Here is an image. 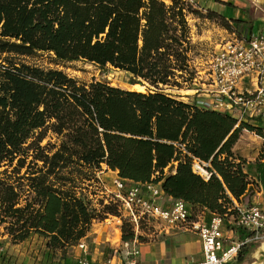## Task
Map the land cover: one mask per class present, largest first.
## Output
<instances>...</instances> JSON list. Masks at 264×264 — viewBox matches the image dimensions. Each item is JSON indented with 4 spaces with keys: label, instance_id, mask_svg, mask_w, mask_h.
<instances>
[{
    "label": "trees",
    "instance_id": "1",
    "mask_svg": "<svg viewBox=\"0 0 264 264\" xmlns=\"http://www.w3.org/2000/svg\"><path fill=\"white\" fill-rule=\"evenodd\" d=\"M188 15L215 18L237 36L251 34L252 16L232 26L188 0H0V233L18 242L33 231L48 237L50 249H62L76 244L92 221L120 215L117 204L103 200L97 210L83 192L101 163L124 180L154 175L165 194L219 213L231 204L226 189L236 198L246 191L231 146L242 129L260 134L262 126L165 92L182 88L177 76L188 73ZM38 53L55 65L81 61L124 71L132 88L80 80L27 60ZM188 75L184 82L192 81ZM145 83L146 93L133 90ZM49 131L59 140L50 150L41 144ZM191 156L210 162L207 180L192 172ZM171 161L176 171L164 175ZM23 179L34 195L20 204ZM237 231L240 239L251 234ZM121 233L124 241L142 240L129 219ZM255 246L244 242L236 262Z\"/></svg>",
    "mask_w": 264,
    "mask_h": 264
},
{
    "label": "crops",
    "instance_id": "2",
    "mask_svg": "<svg viewBox=\"0 0 264 264\" xmlns=\"http://www.w3.org/2000/svg\"><path fill=\"white\" fill-rule=\"evenodd\" d=\"M193 2L194 1L191 0L192 5L195 6ZM195 2L197 5L196 8L203 13L207 10L213 11L224 17L232 26L234 25V19L239 18L248 20V16H252L251 34L264 31V0H196ZM187 21L190 28L189 34L191 43L195 42L196 39H210L211 36L209 34H211L212 45L214 46V44L218 45L221 41L230 38L235 33L221 26L219 21L215 18L188 15ZM245 33V31H242L241 35H245ZM247 33L250 34L248 31ZM188 56L190 63L194 65L196 63V58L192 49L189 50ZM199 95L201 94H196V96L191 97H178L177 99L188 104L195 103L199 108L217 110L210 105L211 98L207 96L202 98ZM217 111L223 112L221 110ZM257 119L243 118L239 119L238 123L243 121L251 123L254 126H262L263 128V124L257 121ZM251 121H256L257 123ZM228 135L229 134L224 137L222 143L227 139ZM258 135L259 134L256 132L244 128L239 133L236 142L231 146V151L235 157L233 161L239 163L248 181L246 191L239 198L234 197L230 191L226 189L225 192L231 202L250 203L251 200L259 199L264 205V141ZM217 149L218 148H216L214 152H216ZM218 157L219 159H223L226 157V153H220ZM229 158L232 159L231 157ZM206 162L210 166V162ZM176 164V161L168 163L163 169L164 175L169 173L174 174L176 171ZM259 171L262 173L260 174ZM216 174L218 178L221 179V176L218 173ZM97 176L102 181L109 182L111 178L119 175L117 170L110 169L105 163H101ZM153 176L154 175H152L151 178ZM203 179L207 180L205 178ZM122 180L127 186L134 183H141L131 179ZM159 182L161 186V180ZM257 183L262 185V192L255 191L252 195L251 193ZM173 199L175 198L164 194L162 198L163 205L169 206ZM186 205L188 209H191L194 215L201 216L206 222L211 217V214L216 212L210 211L205 206L198 204L190 205L186 203ZM230 218L231 216L224 218L223 228H234L232 234L234 238L243 242H255L256 246L248 252L241 263H237L235 259L228 264H264V227L260 231L261 237L259 239L252 240L249 235L240 239V232H238L237 229L242 228L234 227V225L231 224ZM121 224V220L118 222L112 216H108L100 221L94 220L90 224L86 234L81 237L76 244L65 246L62 249H50L47 247L46 240L36 233L31 234L32 231H30L26 239L18 242L11 241L7 233H0V244L5 242L4 240L7 238L5 246L10 243L12 247V251H8L7 256L4 255V252L0 254V264H11L9 260H14V264H50V259H52L51 261L54 260L52 264H56L57 261H62L66 264H75L76 260L80 257H85L98 264L107 260L119 264L123 262L125 258V241L122 240L121 236ZM138 230L139 228L135 227V234L137 236L140 235ZM1 231H3L2 227ZM36 236L38 238H35ZM127 241L130 242V245L138 249V254L135 257L138 258L140 264H177L187 260H196L201 257V243L198 235L184 229H167L158 226L148 234L147 240L136 238L135 240ZM79 242L84 243V248L78 246ZM55 255H60V258L53 259L52 256Z\"/></svg>",
    "mask_w": 264,
    "mask_h": 264
},
{
    "label": "built area",
    "instance_id": "3",
    "mask_svg": "<svg viewBox=\"0 0 264 264\" xmlns=\"http://www.w3.org/2000/svg\"><path fill=\"white\" fill-rule=\"evenodd\" d=\"M191 2V0H188ZM187 69L190 68V60ZM205 83L200 89L205 96L211 98L210 105L239 119H257L264 121V31L237 36L235 33L219 44L218 50L209 55L207 61ZM196 79L193 77L192 81ZM194 91H198L195 89ZM264 141V127L258 135ZM181 146V144H178ZM191 170L202 178L208 179L212 173L206 161L191 156ZM95 171V179L85 181L102 183ZM155 176L149 181L127 186L119 177L110 179V199L119 201L123 208L120 215L112 216L118 222L122 218L129 219L135 227L141 220L155 221L162 228H177L194 232L201 243V257L177 264H228L238 256L243 241L234 238V228H223L224 218L231 216V224L250 232L249 237L259 239L264 227V205L259 199L250 203L231 202L224 213L215 212L206 222L199 215H191L186 203L181 199H173L169 206L163 205L165 194ZM87 187V186H86ZM85 190V189H84ZM262 192L259 183L252 195ZM108 195V194H107ZM90 200V199H89ZM106 200V199H105ZM99 203V202H98ZM118 208V210L120 209ZM230 214V215H229ZM136 239V238H135ZM133 239V240H135ZM135 242V241H133ZM78 246L84 248V243ZM125 258L119 264H140L135 256L138 249L124 242ZM0 244V254L3 253ZM56 264H66L57 261ZM75 264H98L80 257ZM101 264H115L107 260Z\"/></svg>",
    "mask_w": 264,
    "mask_h": 264
},
{
    "label": "rangeland",
    "instance_id": "4",
    "mask_svg": "<svg viewBox=\"0 0 264 264\" xmlns=\"http://www.w3.org/2000/svg\"><path fill=\"white\" fill-rule=\"evenodd\" d=\"M166 3H170V0H163ZM195 3V6L192 5L194 8L197 7L196 5V0H193ZM206 35V34H204ZM211 37L210 39H196L195 42L190 43L191 49L194 51V55L196 58V63L193 65V63H190V68L187 70L188 73H186V75H184V72H182V76L185 77H189L188 74H190V77H194L196 76V79L194 81H186L184 82L182 79V76L178 74L177 76V80L182 82V88H165V92L167 94H170L171 96H173V98L177 99L178 97H184V96H196V94H201L199 95L202 98H205L206 96L203 95L201 92V88H202V84L205 83V79H206V74H207V64L206 61L209 57L210 54H212L213 52H215L216 50H218L219 48V44H221L222 42H224L226 39H224L223 41H221L217 46L214 44V46L212 45V35L209 34ZM27 60H29L31 63H35L37 65H40L41 67H46V68H50V67H56L58 69H62L63 71H65L69 76L71 77H75L77 79L80 80H86L89 81L91 79H101V80H105L107 81L111 86H115V87H120L123 89H128L131 90L132 85L128 82V79L130 78V76L125 73L124 71H120V70H115L112 69L110 67H107L104 70H99L98 68H96L95 66L91 65V64H87L81 61H77V62H71L65 65H55L54 63H52L50 61V55L47 53H38L36 56H34L33 58H28ZM147 83H145L143 86H145L144 88L141 89H136L138 91H143L144 93H146L149 89V87L146 85ZM195 89H198V91H194ZM135 91V90H134ZM253 123H257L256 121H251ZM264 127V125H263ZM59 143V140L56 138V136L50 134V131L47 133L46 137L43 139V141L41 142L42 145H48V149L50 150V144L52 145H57ZM38 166H41V162L38 161L37 162ZM5 169V167H1L0 170ZM7 170H9V172H11V168H7ZM34 170V169H33ZM25 172V168H23L21 170V174H23ZM23 185V188L25 190L24 194L21 196V201L20 204H24L26 199H30L31 197H33L34 193L31 191L30 187H29V183L28 180L23 179L20 182ZM84 186H87V188L83 191L86 196L91 200V204L94 208H96L97 210H101V205L98 203L100 200H103L104 203H109L111 202L112 204H117L118 208L119 207V201H113L110 199V193L108 190H110V183L102 181V183L98 184V183H87ZM108 194V195H107ZM106 199V200H105ZM119 212H123V208L121 207L119 209ZM108 217V216H106ZM125 218V217H124ZM122 218V220L124 219ZM127 219V218H126ZM121 220V223H122ZM141 224H139L140 229L138 230V233L140 234L142 240H147L148 239V234H150L155 228H157L159 225L153 221L150 220L149 222L143 221L141 220L140 222ZM2 230L3 227H2ZM114 231V230H113ZM32 233H36V232H31ZM37 235H39L38 233H36ZM41 236V235H39ZM46 242H48V237L46 236H42ZM35 238H38L37 236ZM7 238L4 240L6 242ZM5 242H2L1 245L3 246L4 250V255L7 256V252L8 251H12V247L11 244H7V246H5ZM45 250V249H44ZM45 252V251H44ZM60 254V253H59ZM61 255V254H60ZM59 255V256H60ZM1 256V255H0ZM58 255L52 256L53 259L58 258ZM60 258V257H59ZM52 259H50V264H52L53 261H51ZM9 263L14 264L15 261L14 260H9Z\"/></svg>",
    "mask_w": 264,
    "mask_h": 264
},
{
    "label": "bare ground",
    "instance_id": "5",
    "mask_svg": "<svg viewBox=\"0 0 264 264\" xmlns=\"http://www.w3.org/2000/svg\"><path fill=\"white\" fill-rule=\"evenodd\" d=\"M136 89H139V88H133V90H136Z\"/></svg>",
    "mask_w": 264,
    "mask_h": 264
}]
</instances>
